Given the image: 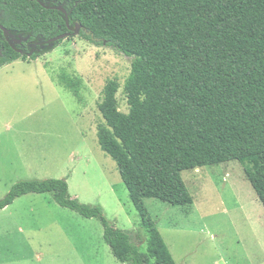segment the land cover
<instances>
[{"label":"trees","instance_id":"16d2710c","mask_svg":"<svg viewBox=\"0 0 264 264\" xmlns=\"http://www.w3.org/2000/svg\"><path fill=\"white\" fill-rule=\"evenodd\" d=\"M48 1L0 0V25L29 38L66 31L65 13ZM58 1L69 24H81L82 38L133 57L123 84L128 111L117 107L119 83L108 80L97 140L116 164L141 240L111 224L101 205L72 197L65 178L19 180L0 198V209L28 193H51L59 206L101 221L119 262L176 264L145 199L191 205L184 170L238 161L264 208V0ZM21 57L0 28V67ZM58 83L81 99L79 79Z\"/></svg>","mask_w":264,"mask_h":264},{"label":"rangeland","instance_id":"374dc122","mask_svg":"<svg viewBox=\"0 0 264 264\" xmlns=\"http://www.w3.org/2000/svg\"><path fill=\"white\" fill-rule=\"evenodd\" d=\"M132 61L78 34L0 67V198L19 180L65 178L72 197L101 205L111 224L141 240L138 214L97 140L108 80L119 83L117 107L128 111L123 84ZM65 76L79 79L80 100L58 83ZM182 177L191 205L145 199L175 263L264 264V208L242 165L231 160ZM0 264L126 263L113 256L98 218L59 206L51 193H28L0 209Z\"/></svg>","mask_w":264,"mask_h":264},{"label":"flooded vegetation","instance_id":"af4514ba","mask_svg":"<svg viewBox=\"0 0 264 264\" xmlns=\"http://www.w3.org/2000/svg\"><path fill=\"white\" fill-rule=\"evenodd\" d=\"M48 2L54 3V5L50 6L52 8L54 6H60L63 8V6L61 5L62 3L58 0H52V1H48ZM76 24H77V22H73L72 24H69V21H68V23L66 22L67 30L63 31L62 33H64V32L72 33V30H74V28L76 27ZM71 35L72 34H70L69 36H71ZM55 36L48 37V38H42V37L29 38V36H21V35L14 36L11 34V36H10L11 43H9L8 40L7 41L11 45V47H13L19 53L25 55L26 57H30V56H27V53H31V55H32L33 53L39 51L41 48L45 47L47 44H52L53 42L49 41V40Z\"/></svg>","mask_w":264,"mask_h":264},{"label":"water","instance_id":"95a60500","mask_svg":"<svg viewBox=\"0 0 264 264\" xmlns=\"http://www.w3.org/2000/svg\"><path fill=\"white\" fill-rule=\"evenodd\" d=\"M41 4L43 6H45L44 3L41 2ZM47 7H49V6H47ZM53 8H56V9H59V10L63 11L65 13V16H66V22L68 23V18H67L66 11L62 7H60V6H54ZM80 27H81V24L77 23L76 24V27L74 28V30H72V33H67V32L60 33V34L56 35L55 37L51 38L49 41L54 42L56 40H61V39H64V38L68 37L70 34H72V35H78L79 34ZM0 28L2 29V31H3V33L5 35V38L9 41V43H11V40H10L11 34H10L9 30L6 29L2 25H0ZM27 56H31V53H27Z\"/></svg>","mask_w":264,"mask_h":264},{"label":"crops","instance_id":"0c3cea01","mask_svg":"<svg viewBox=\"0 0 264 264\" xmlns=\"http://www.w3.org/2000/svg\"><path fill=\"white\" fill-rule=\"evenodd\" d=\"M20 59V58H19ZM17 60V59H16ZM15 61V60H14ZM27 61V60H26ZM13 62V61H12ZM6 65V64H5ZM2 67V66H1ZM197 169V168H196Z\"/></svg>","mask_w":264,"mask_h":264}]
</instances>
